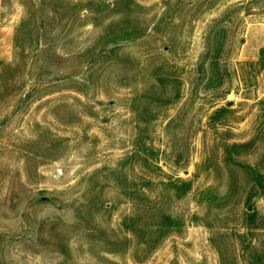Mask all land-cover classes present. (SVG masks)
<instances>
[{"label":"rangeland","instance_id":"374dc122","mask_svg":"<svg viewBox=\"0 0 264 264\" xmlns=\"http://www.w3.org/2000/svg\"><path fill=\"white\" fill-rule=\"evenodd\" d=\"M0 264H264V0H0Z\"/></svg>","mask_w":264,"mask_h":264}]
</instances>
